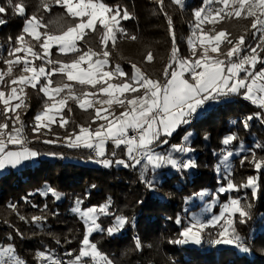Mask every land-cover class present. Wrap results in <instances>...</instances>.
<instances>
[{"label":"snow or ice","instance_id":"6c2138e0","mask_svg":"<svg viewBox=\"0 0 264 264\" xmlns=\"http://www.w3.org/2000/svg\"><path fill=\"white\" fill-rule=\"evenodd\" d=\"M158 3L163 11V0ZM174 3L183 7V0H174ZM202 4L193 13L195 22L190 25L187 56L180 55L172 18L164 13L172 47L162 77L155 79L131 61V73L119 63L110 66L109 44L114 49L118 39H138L121 26V21L131 19L126 9L110 7L103 0H38L36 11L29 16L23 0H8L7 7L0 6V14L6 15L11 10L12 15L24 18L20 34L14 39L8 38L6 55L0 52V170L17 168L39 155L27 146L29 126L22 119V111L29 107L28 88L38 89L47 98L30 126L32 133L40 134L34 139L40 140L41 135L48 134L42 132L43 129L50 133L53 124L66 131L71 124L72 130L64 137L43 139L42 142L52 144L63 139L70 148L90 149L96 157L103 158L96 162L105 167L113 163L125 169L139 166L140 182L149 190H155L157 183L155 177L148 178L150 171L169 167L183 172L196 166L194 160L182 158L192 151L190 132L184 135L181 143L172 144L166 154L157 149L168 145L173 133L190 124L198 110L209 102L240 97L258 108L241 121L243 128L249 129L253 120L264 124V0H202ZM54 7L63 11L46 20ZM222 22H235L233 26L237 33L218 28ZM6 23L0 17V25ZM53 49L61 56L54 58ZM144 59L152 63L153 52L147 51ZM73 106L87 114L89 119L85 124H77L66 115V112H73ZM237 139L233 133L222 143L227 146ZM255 149L264 150V144H255ZM117 150H121L123 158L113 160L106 156L110 151L111 157H118ZM240 150H245L243 144ZM248 151L251 159L244 156L241 165L248 161L260 173L264 170V157H257L255 150ZM174 153L180 154L181 158ZM238 154L228 150L222 155L227 184L222 185L218 193L224 195L251 189V198L257 199L258 176H249L241 184H235L231 179L230 158ZM48 192L60 199V194L52 189L41 194ZM198 195L203 197L206 193ZM243 199L228 196L220 205L219 214L208 221L192 217L180 232V238L170 243L200 245L205 229L218 227L210 243L235 246L247 253L249 249L238 232L237 223L245 224L251 219L252 205L242 202ZM81 204L82 201L77 199L72 208L85 228L78 251L64 253L66 260L49 249L37 251L38 264H114L90 237L104 232L112 236L130 222L129 218L115 214L111 226L105 229L98 220L101 215L113 216L109 211L111 198L87 210H82ZM9 207L17 212L21 221L27 222L28 218L19 215L16 205ZM46 209L45 204L41 213ZM46 220L47 215L43 214L31 217L33 223ZM176 223H181L179 217ZM16 235L22 236V233L16 229ZM8 239H13L11 234ZM65 242L71 243L67 238ZM55 243L59 245L61 241L56 239ZM135 250H142L139 238L135 241ZM0 264L26 262L9 243L0 244Z\"/></svg>","mask_w":264,"mask_h":264},{"label":"trees","instance_id":"16d2710c","mask_svg":"<svg viewBox=\"0 0 264 264\" xmlns=\"http://www.w3.org/2000/svg\"><path fill=\"white\" fill-rule=\"evenodd\" d=\"M23 2L27 5V14L32 15L36 11L38 0ZM103 2L113 8L126 9L131 14V19L121 21V26L128 34L138 38L136 41L126 37L118 39L114 49L109 44V50L112 52L110 66L119 63L126 72L131 73V61L154 79L162 77L172 47L165 12L172 18L180 55H189L187 40L191 34L190 25L195 22L194 10L203 6L202 0L186 2L183 7L175 4L174 0H163V11L158 0ZM0 6L7 7L8 0H0ZM62 11L59 7H54L45 19L55 18ZM0 17L7 21L6 24L0 25V52L6 55L4 50L9 46L8 38L14 39L20 34L24 18L12 15L11 10L6 15L0 14ZM234 24L235 22H222L217 27L227 28L236 34ZM149 50L155 58L152 63H147L144 59ZM53 56L55 58L61 54L53 49ZM26 91L29 107L22 111V119L29 126L30 142L27 146L39 153L38 164L0 177V244H13L16 254L26 264H38L35 259L37 251L49 249L65 260L67 257L64 253L78 251L85 228L72 212L75 202L80 199L81 209L87 210L89 207L106 203L108 198L112 201L109 211L113 216H101L98 220L101 227H110L115 214H123L130 222L120 235L94 233L90 239L98 244L99 249L107 254L114 264H264V170L257 173L248 161L243 165L240 163L244 156L251 159L249 149L255 150L257 157H264V150L255 149V144H264V124L253 120L250 122L251 127L245 130L241 123L247 115L258 111L256 106L240 97L209 102L203 114L190 124L178 128L169 138V144L158 149L166 151L172 144L181 143L186 133H194L190 147L196 166L183 172L168 174L163 171L161 176L150 171L147 173L148 178L155 177L157 183L155 190H149L140 182L139 167L125 169L115 163L105 167L96 162L97 159L103 158L96 157L90 149L70 148L63 139L52 144L42 142L43 139L57 140V137H64L72 130L71 124L68 125L67 131L55 124L50 133L48 130H42L48 134L41 135L40 140L34 139L33 137L40 134L32 133L30 126L47 98L38 89L28 88ZM66 115L77 124H85L89 119L87 114L76 106H73L71 114L66 112ZM233 133L238 139L231 143V149L240 152L230 162L231 179L235 184H241L246 182L249 176H258V198H251V189H242L240 192L220 195V200L222 204L227 201L228 196H232L242 197V202L251 203V219L245 224L237 223L238 232L249 251L240 253L233 248L210 246V240L216 236V228L203 233L204 240L200 247L170 243L180 238L179 234L188 225L192 214L201 210L202 205L196 201L200 197L198 193H206L205 201H209L222 185L227 184V170L221 163L226 148L222 141ZM241 144L244 151L240 150ZM117 152L118 157H111L110 151L106 156L113 160L123 158L121 150ZM46 187L60 194L62 200L59 202L52 194L42 195V190ZM45 204L47 209L41 213L40 210ZM9 205H16L19 215L28 218L27 222L21 221L17 212ZM215 212L218 213L219 208L215 209ZM42 214L47 215L46 221L31 222L32 216ZM177 217L181 220L180 224L176 223ZM16 229L22 236L16 235ZM9 234L13 239H8ZM65 238L71 243H66ZM137 238L141 242L142 250H135ZM56 239L61 241L59 245L55 243Z\"/></svg>","mask_w":264,"mask_h":264},{"label":"rangeland","instance_id":"374dc122","mask_svg":"<svg viewBox=\"0 0 264 264\" xmlns=\"http://www.w3.org/2000/svg\"><path fill=\"white\" fill-rule=\"evenodd\" d=\"M184 4H185V2H183V6H184ZM206 106H207V104H206L202 109L198 110L197 114H195V116H194V118L192 119V121L195 120V119H197L201 114L204 113V110H205ZM54 125H55V124H53L52 126H54ZM52 126H51V127H52ZM43 130H48V129H43ZM174 133H175V132H174ZM174 133H173V134H174ZM194 136H195L194 133H192V135H191V137H190V140H189V146H190V144H191V141L194 139ZM170 150H171V147L168 148V150H166V151H161V152H163V153L166 154V153H167L168 151H170ZM228 150H231V151H232V149H231V144L226 146V148H225V153H226V151H228ZM157 151H160V150L157 149ZM233 152H234V153H239L240 151L237 150V151H233ZM174 155H175L177 158H181V157H180V154H178V153H174ZM238 155H239V154H238ZM238 155H234V156H232V157L230 158V162H231V160H232L235 156H238ZM182 158H183V159H192V160H195V158H194V156L192 155V152H191V151H190L189 153H187L186 155H184ZM38 160H39V155H38L37 157L31 159L30 161H26V162H24L21 166H18L17 168H11V167H8V168H6V169H4V170H0V177H2L3 175H5V174H7V173H9V172H12V171H18V170L23 169V168H26V167H34V166H36V165L38 164ZM138 167H139V166H138ZM163 171L166 172V173H168V174H169V173L177 172V171L174 170V169H171V168H169V167H165V168L162 169V170H156L155 173L158 174L157 176H161V173H162ZM46 189H50V188L46 187L44 190H42V193H43ZM48 194H51V192H48ZM212 196H213V198H212L211 200H209V201H205L206 195L203 196V197L200 196V197H198V198L196 199L197 203H199L200 205H202V208H201V210H200L198 213H194V214H192V217H199L201 220L208 221V220L211 219V217H212L213 215H218V214H219V212H218V213L215 212V209L219 208V210H220V205H221L220 194H219L218 191H217V193L214 194V195H212ZM57 200L60 202V201L62 200V196L60 195V199H57ZM101 216H103V215H101ZM101 216H100V217H101ZM192 217H191V218H192ZM98 223H99V222H98ZM213 228H216V229H217V232H218V230H219L218 227H209V228H206L205 231H207L208 229H213ZM122 230H123V229H122ZM122 230L119 231L118 233L113 234L112 236L120 235L121 232H122ZM205 231H204V232H205ZM215 234H216V233H215ZM201 244H202V243H201ZM201 244H200V245H195V244H192V243H188V244H183V245H185V246H190V247H200ZM210 246L215 247V248H224V247L233 248V249L237 250V251L240 252V253H244V252H241L239 249H237L235 246L213 245L212 243L210 244Z\"/></svg>","mask_w":264,"mask_h":264},{"label":"built area","instance_id":"2783aa9c","mask_svg":"<svg viewBox=\"0 0 264 264\" xmlns=\"http://www.w3.org/2000/svg\"><path fill=\"white\" fill-rule=\"evenodd\" d=\"M189 1H192V0H183V2H185V3H186V2H189Z\"/></svg>","mask_w":264,"mask_h":264}]
</instances>
